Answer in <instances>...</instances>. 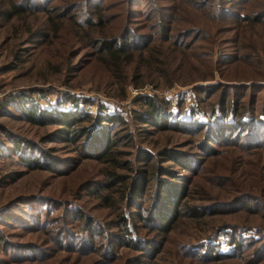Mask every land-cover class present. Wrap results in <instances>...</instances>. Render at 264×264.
Wrapping results in <instances>:
<instances>
[{"label": "rangeland", "instance_id": "1", "mask_svg": "<svg viewBox=\"0 0 264 264\" xmlns=\"http://www.w3.org/2000/svg\"><path fill=\"white\" fill-rule=\"evenodd\" d=\"M17 1L23 12L8 21L0 17V264H264V106L246 104L249 89L231 100L238 83L258 84L250 87L260 94L258 102L262 95L264 0H156L159 7L154 0H134L132 8L152 4L167 28L159 33L156 17L131 24L130 32L143 36L128 41L146 38L151 55L149 63L136 57L122 75L103 74L91 63L76 72L68 65L88 57L82 52L90 45L80 46L109 34L89 4L97 2L106 14V1L123 6L125 0ZM0 6L6 7L5 0ZM66 31L80 39L70 42ZM17 91L31 92L28 98L39 107L81 114L75 125H106L114 140L112 159H96L85 147L88 154H79L65 138L47 135L56 123L26 120V105L13 97ZM143 96L160 112L149 118L180 128L137 117L147 108ZM102 113L113 118L98 123ZM223 120L230 122L222 127ZM11 136L29 144L25 148L40 162L44 154L74 156V163L59 160L73 167L58 172L26 165ZM168 150L181 153L187 165L168 158ZM164 166L186 186L181 203L203 212L189 215L181 204L171 228L160 232L145 216L155 177L171 179L159 173ZM137 175L145 178H138L133 197L145 224L138 236L148 243L116 244L111 225L124 181ZM110 178L104 200L86 188ZM128 208L121 206L130 216Z\"/></svg>", "mask_w": 264, "mask_h": 264}, {"label": "trees", "instance_id": "2", "mask_svg": "<svg viewBox=\"0 0 264 264\" xmlns=\"http://www.w3.org/2000/svg\"><path fill=\"white\" fill-rule=\"evenodd\" d=\"M26 1V0H24ZM146 1V0H145ZM160 2H163L159 0ZM87 2V0H86ZM134 2V0H125L124 5H117L118 2L113 1H106L105 3V9L107 10V13L104 14L102 12V7L97 2H91L90 4L87 2V4L91 5L93 8V14L95 15L94 19L100 22V24L103 26L106 32H108L107 35L98 36L97 38H91L84 46L80 47H86L87 45H90L91 49H87L85 52H82L83 55H88L87 58H84V62L82 64L74 65L71 63L68 65L70 70L76 72L80 69H83L85 64L91 63L94 67L99 69L101 72H104L103 74L110 73L111 75H122V73L125 70V66L130 63L131 61L136 60L137 58H148L151 55V52H149L151 47H146L148 44V40L143 37L141 40H137L136 43L131 44L128 39L131 37V35H134L135 32H130L131 24L135 23L134 25H140L141 23H148V21L155 20V17L157 19L158 11L153 7L152 4H146L143 9L141 8H132L130 5ZM155 6L159 7L157 5L156 0H154ZM135 3V2H134ZM145 3V2H144ZM143 3V4H144ZM29 5V4H28ZM27 5V6H28ZM5 6H0V17L5 19L6 21L12 19L14 16L19 15L21 12H23V5L22 2H18L17 0H5ZM169 6V4L167 5ZM154 22V21H153ZM138 23V24H137ZM157 24L159 28V33L166 31L167 24L162 22L161 16L159 19H157ZM145 25V24H144ZM28 31V30H25ZM112 32H117L112 33ZM127 32V33H126ZM68 39H74L73 41H78L80 39L79 35L77 33H72L69 31L64 32ZM98 33H101V31L98 30ZM62 33L58 37H62ZM87 36H89V33L87 32ZM136 38H141L142 34L134 35ZM52 43V40L48 43ZM50 43V45H51ZM141 43V44H137ZM46 45V44H45ZM78 46V45H77ZM148 50V51H147ZM100 55L102 57L101 61H98L97 56ZM70 57H75V53L72 54ZM137 57V58H136ZM70 59V58H69ZM228 59V58H227ZM146 60V61H147ZM232 61V60H228ZM149 63V60L148 62ZM146 65V63H144ZM3 67L7 68V65H3ZM121 78L120 80H122ZM236 85V86H235ZM251 85L256 86L258 84L250 83V84H243L238 83L234 84L233 88L237 91V94L231 98L233 101L236 99V96L238 94L243 95L246 90L249 89V94L247 95V98L244 100L247 105L251 106L252 104H257L261 109L264 106V85L261 86L260 93H262L260 101L258 102L257 99L259 97L258 94H255L253 90H251ZM246 86V87H245ZM243 88V89H241ZM34 88L29 89L32 91ZM246 89V90H245ZM21 91V90H20ZM20 91H17V93L14 94V98H16V101L22 100L24 102L26 111L23 112L22 116L33 123L38 124H44V123H56L59 126H56L54 128V133H48L47 135H59L60 137L65 138L66 140L73 143L74 146L77 148V152L79 154H85L92 153L91 155L94 156L96 159H112L111 153H112V144H114V140L110 137L109 132L106 129V125L95 123L92 128H88L85 125H75L76 120H80L82 118L77 119V116H80L79 114H75L73 110L71 109H55V108H44L39 107L32 103L30 100V95L27 92L25 94H21ZM259 93V92H258ZM229 94V93H228ZM69 96H66V99H68ZM13 99V98H12ZM142 99L146 103V107L144 112H138L136 114L137 117L142 119L144 122H154L156 125L160 126L161 128L166 127H177L174 121H168L165 119H157L158 122L153 121L149 116L153 115V117L159 116V109L155 106V102L153 103L151 97L149 96H143ZM113 117L110 114L102 113L98 114L96 116V120L99 123L101 120H111ZM149 119V120H147ZM245 119V118H244ZM230 122V121H229ZM228 121H221V126H227L229 124ZM242 123V122H241ZM96 126V127H95ZM233 127H230L231 129ZM85 137L87 140L82 141V139ZM255 141H258L254 139ZM23 140L17 139L16 137H10L9 142L12 145L14 151L16 152L19 159L22 161V163L30 166H39V165H46V167L50 168L51 170L54 169V171H69L73 167L72 164H64L61 162L70 161L74 163L76 160V157L74 156H66L63 158L54 157L51 158V156L44 154L47 158L46 160L39 161L36 159V157L31 154V149L25 148L29 146V144L22 143ZM24 142V141H23ZM21 145V146H20ZM82 147H85L86 149L93 150V152H85L86 150H83ZM40 149V155H42V150ZM25 150H28V152H25ZM168 158L174 159L178 161L177 163H180L182 165H187L185 163L184 157L181 153H175L171 152V150H168ZM179 154V155H178ZM61 162H60V161ZM59 165V167H58ZM144 174H142L145 177V171H142ZM160 174H167L168 179L165 178H157V181L155 182V185L153 187L152 197H151V204H150V213L148 216H145V219H152L153 222L149 225V227H155L160 230V232H167L171 226L173 221L179 216L180 213V206L181 204H185V202L181 203V198L185 196L186 194V186L184 184H180L176 179L179 178V176L173 172L172 170H169L166 166L163 167V170H160ZM113 177L115 175L112 173ZM119 176V174H118ZM116 176V177H118ZM140 176V177H139ZM137 175L129 180V183L127 184V181L125 180V190L123 196L121 197L124 204L120 203L117 205V210L114 214L115 219H113V224L111 226L115 227L116 230L112 233L115 238L116 244L120 243L122 245H134L136 246V242H147L146 239L143 238V240H139L138 234L142 231L145 227V224L142 222L141 216L137 215L138 210L140 206L138 203L133 202V197L136 193L139 192V185L140 182H137L138 178H141L140 181H143L145 178L141 175ZM112 178V176H111ZM108 182H102V181H95L92 183H88L86 185L87 189L90 190V192H93L96 196H99L101 200H104L107 198V194L103 192L104 188H110V180ZM115 181H123V177H121V180H115ZM86 182V180H84ZM128 197V200H127ZM120 198V199H121ZM185 206V213H188L192 216H198L203 211L201 209H198L199 207L195 205H184ZM106 205V204H104ZM128 205V213L130 216H127L126 214H123V210H121V206ZM133 207V208H132ZM135 214L138 218H136ZM108 224V223H107ZM110 226V225H109ZM110 226V227H111ZM107 243V240L105 241ZM144 250H148L147 247L141 246ZM153 247H151L152 249ZM105 250H108V248H104ZM150 249V248H149ZM151 252V251H149Z\"/></svg>", "mask_w": 264, "mask_h": 264}]
</instances>
